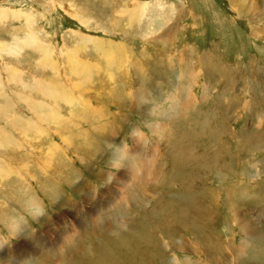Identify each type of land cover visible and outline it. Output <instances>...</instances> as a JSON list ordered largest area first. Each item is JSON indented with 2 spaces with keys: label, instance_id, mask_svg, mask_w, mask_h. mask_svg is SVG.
<instances>
[{
  "label": "rangeland",
  "instance_id": "rangeland-1",
  "mask_svg": "<svg viewBox=\"0 0 264 264\" xmlns=\"http://www.w3.org/2000/svg\"><path fill=\"white\" fill-rule=\"evenodd\" d=\"M0 134V264H264V0H0Z\"/></svg>",
  "mask_w": 264,
  "mask_h": 264
},
{
  "label": "bare ground",
  "instance_id": "bare-ground-1",
  "mask_svg": "<svg viewBox=\"0 0 264 264\" xmlns=\"http://www.w3.org/2000/svg\"><path fill=\"white\" fill-rule=\"evenodd\" d=\"M145 5H146V3H144ZM4 18V17H3ZM16 51V50H15ZM56 94H58V93H56ZM60 98V97H59ZM67 101V103L69 104V105H72L73 103H74V100L73 99H71V98H69V99H67L66 100ZM66 130V129H65ZM1 135V134H0ZM68 140V141H67ZM65 142L66 143H69V139L68 138H65ZM55 149H56V147H54ZM149 166V165H148ZM150 170V169H149ZM148 170V171H149ZM244 219L242 218L241 220H240V222L242 223V224H244L245 226H247V225H249L250 223L249 222H245V221H243ZM104 221V220H103ZM98 222H99V220H98ZM122 222V221H121ZM108 224V220H105V222L103 223H101V225L100 226H98L97 225V223H96V226H95V228L89 233V235L90 236H92V235H97V232L100 230V229H103V227H105L106 225ZM109 225V224H108ZM116 226H117V224H116ZM116 226H114V227H116ZM98 227V228H97ZM109 227H111V226H109ZM89 235H87V238H90L89 237ZM98 237V236H97ZM92 238H93V236H92ZM241 248H243L242 246H241ZM91 259V258H90ZM49 260V259H48ZM84 261V260H83ZM94 262V261H93ZM93 262H91V264L93 263ZM90 264V263H89Z\"/></svg>",
  "mask_w": 264,
  "mask_h": 264
}]
</instances>
